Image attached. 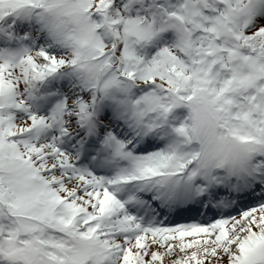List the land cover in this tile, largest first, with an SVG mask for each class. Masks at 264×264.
<instances>
[{
	"label": "snow or ice",
	"instance_id": "6c2138e0",
	"mask_svg": "<svg viewBox=\"0 0 264 264\" xmlns=\"http://www.w3.org/2000/svg\"><path fill=\"white\" fill-rule=\"evenodd\" d=\"M0 264H264V0H0Z\"/></svg>",
	"mask_w": 264,
	"mask_h": 264
}]
</instances>
